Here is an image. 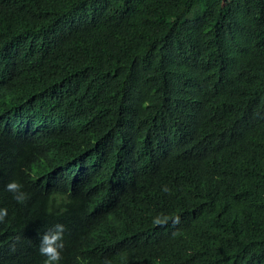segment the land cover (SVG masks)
Instances as JSON below:
<instances>
[{"label": "trees", "instance_id": "obj_1", "mask_svg": "<svg viewBox=\"0 0 264 264\" xmlns=\"http://www.w3.org/2000/svg\"><path fill=\"white\" fill-rule=\"evenodd\" d=\"M0 209V264H264V0H0Z\"/></svg>", "mask_w": 264, "mask_h": 264}, {"label": "clouds", "instance_id": "obj_2", "mask_svg": "<svg viewBox=\"0 0 264 264\" xmlns=\"http://www.w3.org/2000/svg\"><path fill=\"white\" fill-rule=\"evenodd\" d=\"M82 184V183H81ZM22 185L18 182H10L7 185V190L14 194V199L18 203H24L28 198L26 193H24L22 189ZM87 187L82 184L75 191V194L86 197L88 195V191H86ZM163 191L168 192L169 189L165 187ZM7 209H0V223H3L5 218L7 217ZM172 220V223L179 224L180 216L169 217V216H157L153 219V224L156 226H164L168 223L169 220ZM94 228L96 232L102 237L104 241H116V240H124V237L127 235H132V233L125 232L122 234L116 233L114 228L110 226L109 229H103L101 221L94 224ZM66 232V227L63 224H56L53 230H49L44 233L40 238L39 252L42 256L46 257L44 264H59L61 260V251L64 248V234ZM105 264H111L110 261H105Z\"/></svg>", "mask_w": 264, "mask_h": 264}, {"label": "rangeland", "instance_id": "obj_3", "mask_svg": "<svg viewBox=\"0 0 264 264\" xmlns=\"http://www.w3.org/2000/svg\"><path fill=\"white\" fill-rule=\"evenodd\" d=\"M192 18L195 17V14L191 16Z\"/></svg>", "mask_w": 264, "mask_h": 264}]
</instances>
